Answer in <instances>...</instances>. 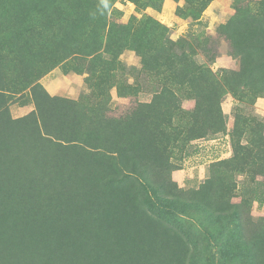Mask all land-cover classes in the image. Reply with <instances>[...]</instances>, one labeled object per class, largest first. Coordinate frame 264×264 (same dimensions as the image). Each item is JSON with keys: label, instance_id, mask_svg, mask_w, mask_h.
<instances>
[{"label": "rangeland", "instance_id": "374dc122", "mask_svg": "<svg viewBox=\"0 0 264 264\" xmlns=\"http://www.w3.org/2000/svg\"><path fill=\"white\" fill-rule=\"evenodd\" d=\"M100 2L0 0V264H50L59 252L69 264H264V0ZM100 43L109 65L86 57ZM50 74L75 91L52 96ZM129 114L127 170L164 172L205 211L151 215L139 176L65 188L64 201L52 190L56 170L72 183L121 175L108 152ZM249 153L260 160L242 163Z\"/></svg>", "mask_w": 264, "mask_h": 264}, {"label": "trees", "instance_id": "16d2710c", "mask_svg": "<svg viewBox=\"0 0 264 264\" xmlns=\"http://www.w3.org/2000/svg\"><path fill=\"white\" fill-rule=\"evenodd\" d=\"M106 0H102L103 3L102 5H104V2ZM63 5L65 7H74L75 5L78 6L77 1H67L65 3H63ZM93 34V33H92ZM65 36L69 37V34H66ZM86 40L88 38V32L85 31V33L82 35ZM109 36V35H108ZM82 38V39H84ZM99 35L96 36V42H98ZM63 39V37H60L58 42H60ZM108 40L105 42L107 44ZM60 45V43H58ZM75 46V45H74ZM77 48H72V50H68L69 54L64 57L62 60H60V63L62 62H66L68 61L70 58H75L77 52H79V50H77L80 46V44L76 45ZM131 47H133V43L131 44ZM119 49H123L125 47L121 46L118 47ZM93 49V48H92ZM95 51H90L86 57L88 56L89 58L93 59L91 60V63H94L96 60H100L101 62H103L105 65H109L110 62H108L107 60H104L102 58V45L101 43L98 44V47L95 48ZM105 50V49H104ZM101 52V53H100ZM118 62L117 59L116 61L114 60V64ZM89 80L87 79V84H89L88 82ZM33 84H31L29 86V92H33L36 85L34 82H32ZM45 91V90H44ZM46 92V91H45ZM119 94L122 96V92L120 90H118ZM24 93V91H23ZM47 93V92H46ZM48 95V94H47ZM52 101L54 99V97H51ZM58 100V99H55ZM65 103V107L64 108H70V109H94L96 112V107L97 104L95 106L89 107L85 104H81L78 101H61V108H62V104ZM100 105V104H99ZM60 108V110H61ZM5 109L0 110V115L1 112H3ZM74 115L78 116L81 115L80 112H75ZM136 115L134 114H129L127 116V118L125 119V124L127 125V127L125 128L124 133H116L113 134V136H116V143L113 145V148L110 149V151L108 152V154L112 157H114L116 164H118L123 171V173L120 175V173L116 174H111V177H108L106 179L101 178L102 176H99L98 178H93L92 181L87 184L86 182H78V183H72L73 181H77L75 179H71L67 176V172L62 170V173H58L59 170H56L55 172V176L52 174L53 177H49V186L52 187V190L59 194L61 196V201L67 200L69 199V192L67 189L65 188H69L72 189L73 193H81L84 189V187H90V186H98L97 184H103V185H108L111 182H119V183H124L126 186L130 185L131 180L134 176L136 177H140L141 182L143 185H145L146 190L149 194L148 198H145V207L148 211V213H150L151 215H157L160 218H165L167 216H171L172 212H176L178 214H193L196 213V209L198 208L200 211L201 209L203 211L206 210V208L204 207L203 203L201 202V198L197 196V191H185L182 190L179 185L177 184L176 181H172V179H169L165 174H163L162 172L159 173L157 181H154V179L151 177L150 173L148 170L146 171H140L138 170V168L136 167L137 162H134V166L132 168L131 171L127 170V165L124 163L123 160V156H124V152H125V148H129L132 149L134 147V142H137V138L134 137V135L131 133L130 128L133 126L134 121L136 120V117H134ZM23 120H27V119H23ZM31 120V119H30ZM1 121H5V119L3 120L2 118H0V122ZM8 121V120H7ZM38 119H34L33 123L36 124L38 123ZM14 122H12V120H9V124L12 125ZM103 124V123H102ZM141 126H142V135L141 136H148V123L147 120L145 118H141ZM100 129H98V131L101 132L100 134V138L98 139V142L101 143V136H107L106 131L104 129L101 128V125L99 127ZM129 130V131H128ZM42 136H46L44 134H41ZM40 135V136H41ZM37 136V135H35ZM52 135H49V137ZM108 136H112V135H108ZM53 138V137H51ZM50 139V138H49ZM102 144V143H101ZM97 150L100 151L101 147L95 148ZM245 156H249V158H245L244 160H242L241 162L244 164H250V163H255L257 160L259 161V154L258 155H252V154H244ZM55 157L51 156L50 157V161L49 163L52 164L54 162ZM225 162H220L218 165H223ZM132 165V163H131ZM216 165V164H213ZM219 167V166H217ZM221 167V166H220ZM51 174V172H50ZM4 180L3 176H0V182H2ZM159 181V182H158ZM158 182V183H156ZM156 183V184H155ZM85 188V189H86ZM58 190V191H55ZM0 193H4L3 191H0ZM193 195V196H192ZM192 196V197H191ZM74 199V198H72ZM205 209V210H204ZM163 211V212H160ZM211 213V212H209ZM77 253V252H76ZM75 253V254H76ZM162 257L165 256V253H162L161 255ZM50 264H59V263H64V264H69L68 262V255L65 254L64 252H59L54 254L53 258L51 259V261L49 262Z\"/></svg>", "mask_w": 264, "mask_h": 264}, {"label": "crops", "instance_id": "0c3cea01", "mask_svg": "<svg viewBox=\"0 0 264 264\" xmlns=\"http://www.w3.org/2000/svg\"><path fill=\"white\" fill-rule=\"evenodd\" d=\"M52 76V74H50L49 76L47 75L46 77H45V79L43 80V85H44V87H45V89L52 95V96H54V95H61V96H65V95H67V96H69L72 92H73V90L74 89H67L66 91H62V90H60L58 87H57V84L56 83H54L53 82V80H51L49 77H51ZM62 76H64L63 74H62ZM53 77V76H52ZM83 82H80V80L78 81L77 80V87H81V89L83 88V86H84V84L83 85H81ZM75 91V90H74ZM66 93H68V94H66ZM74 94H75V92H74ZM75 97V96H74Z\"/></svg>", "mask_w": 264, "mask_h": 264}]
</instances>
